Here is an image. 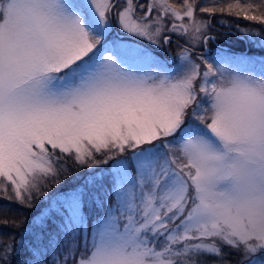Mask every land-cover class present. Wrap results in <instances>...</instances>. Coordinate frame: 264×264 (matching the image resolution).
Wrapping results in <instances>:
<instances>
[{
    "label": "snow or ice",
    "instance_id": "1",
    "mask_svg": "<svg viewBox=\"0 0 264 264\" xmlns=\"http://www.w3.org/2000/svg\"><path fill=\"white\" fill-rule=\"evenodd\" d=\"M197 2L0 0V195L32 209L67 160L93 170L0 242V264H264V36L238 28L259 55L195 57L214 39ZM218 11L264 26V0L199 8ZM113 18L157 48L184 38L181 64L126 47Z\"/></svg>",
    "mask_w": 264,
    "mask_h": 264
},
{
    "label": "rangeland",
    "instance_id": "2",
    "mask_svg": "<svg viewBox=\"0 0 264 264\" xmlns=\"http://www.w3.org/2000/svg\"><path fill=\"white\" fill-rule=\"evenodd\" d=\"M120 2L123 3V0H120ZM139 2L140 3H146V0H139ZM172 2L179 5L180 3H182V0H172ZM231 2H233V0H198L197 5H196V7H197L196 17L198 20H204L206 23H210V28L208 30V34L214 33L212 31L213 26H215V25H224L225 26L226 25L229 28V33L230 34L232 33L233 35L220 34V35H218V38L223 39V40L231 39L232 42L236 43L237 45L243 44V47L241 46V48L247 49L248 50L247 53H249V54H256V55L261 54L262 50L259 47H253L252 44H250L248 42V40L252 39L253 37L248 36V37L238 39V37L241 36V33L238 31V28L250 30L253 32L259 31L260 35L264 36V26H261L260 24L253 22V21H246L243 18H237L235 14L229 15L226 11L223 13L218 11L214 16H211V17H209L207 14L199 12V8L201 6H212L214 4L215 6L226 8L227 4L231 3ZM240 2L241 3H247V2L261 3V0H240ZM138 12H139V10H138ZM256 14H259V12H257ZM239 21H242L243 23L240 24ZM176 23H181V21H176ZM112 24H113V27L118 34L126 35L125 33L121 32L119 30V28L116 27V22H115L114 18L112 20ZM215 34H217V33H215ZM111 35L113 38H118L120 41H122L126 47L141 48L143 50H147V51L154 53L155 56L159 58L161 63L165 64L166 66L169 67L170 70H173V71H175L177 69V67L181 64L180 55L182 53V50L185 47H187V45L185 44L184 38L178 37L175 34H171L172 35L171 43L169 45L164 46L163 48H157L156 46L150 44L148 41L144 40L143 38L136 37V36L126 35L127 37H130L133 40H135L137 43H135L131 40H128L126 38L117 37L114 35V30H113ZM254 39L259 40L260 37H254ZM210 45H212L211 49L216 48L212 43H210V41L206 45H196V47L193 49V51L195 53V57L202 58L203 60H207L209 63H212L216 59L218 52H215L214 50H212L210 52L208 50V52H207L206 47L210 48ZM167 52H169L171 55H173L175 57L174 61L168 62L169 58L167 56ZM197 62H199V61H197ZM128 63L131 66V70H135V71H148L149 70L147 65H145V64L132 62V61H129ZM167 139H168V141H170V146L167 148H161L160 149L161 157H163L165 155H171L173 152L176 151V148L178 146L179 141L177 139H173L171 137H169ZM156 143L159 144V142H156ZM130 155H131L130 152H126L124 156L118 155L114 160H110V162H111V163L109 162L110 165L107 166L106 164H101L98 168L94 169V171L96 173H98L99 175L107 176L109 174V172H115L116 171L118 161L125 160ZM97 159L99 160V159H101V157L97 156ZM69 164H70V170H72L74 172V174H75L74 177H76V178H78L82 175L85 178V176L89 173V171H93V170L87 168V170H86L87 172L86 171L82 172V171H80L81 170L80 167H78L77 165L73 164L72 162ZM47 186H49V185H47ZM9 194H11L10 190H9ZM0 197L3 198L2 195H0ZM54 198L55 197H53L52 199H54ZM46 203H48V201ZM118 203H119L118 201L114 202L113 209H112L113 211H116V207H117ZM5 212H7V205L5 203L0 202V242H6V243L10 242L11 243L12 237H13L10 235L11 230L7 228V224L3 223V221H5V219L3 218L6 215V214H4ZM15 213L16 212H14V214L12 215L11 220L18 222L19 219H16ZM103 213H104V209H94L93 210V218H95L96 215H103ZM11 214H12V212H11ZM15 232H17V231H15ZM89 239H90V237H89ZM224 251L228 252L230 250L225 248ZM209 257L211 259L202 260V261L206 262V264H210L211 261H214L216 259L213 256L212 257L209 256ZM228 259L231 260L233 262V264H235V261L238 260L239 257L237 255L233 254V255L229 256Z\"/></svg>",
    "mask_w": 264,
    "mask_h": 264
},
{
    "label": "trees",
    "instance_id": "3",
    "mask_svg": "<svg viewBox=\"0 0 264 264\" xmlns=\"http://www.w3.org/2000/svg\"><path fill=\"white\" fill-rule=\"evenodd\" d=\"M71 162L72 161L70 159L65 162L69 169H70L69 163H71ZM110 163H108L106 165L108 166V165H110ZM80 169H81L80 171L84 172L87 170V167H80ZM74 175H75L74 172L72 170H70L69 174L61 177V179L64 181L62 185H58V184L53 182V183L49 184V186H46L44 188V191L47 193V198L37 197L36 200L33 201L35 207L32 209H29L25 206H22L19 203H16L12 200H8V199H4V197L3 198L0 197V202L5 203L7 205V212L4 213L6 215L3 218L5 220L9 221V223L7 224V228L11 230L10 235L13 236L12 240L13 239H19L20 234L23 230V225L31 223L32 217L37 212H39L42 207H44L47 204L46 203L47 201L49 202V199H52L53 197H55V195L58 192L63 191L65 189H67L71 186H74L75 184L83 181V179H84L83 175L78 177V178L74 177ZM10 211L12 212V214ZM14 212H16L15 213L16 219H19L18 222L11 220ZM17 225H21V226L18 227ZM14 230L17 232H15ZM4 243H6V242H4ZM207 259H211V258L209 256L202 258V260H207Z\"/></svg>",
    "mask_w": 264,
    "mask_h": 264
},
{
    "label": "flooded vegetation",
    "instance_id": "4",
    "mask_svg": "<svg viewBox=\"0 0 264 264\" xmlns=\"http://www.w3.org/2000/svg\"><path fill=\"white\" fill-rule=\"evenodd\" d=\"M212 28H213L212 31L214 33L208 34V35L211 36V37H214V40L213 39L210 40V43H212L216 48L211 49L212 48V45H210V48H208L209 52L212 51V50H214L215 52H218L220 49H223L226 52L227 51H231V52H237V53L238 52H247L248 51L245 48L244 49L241 48V46L243 47V44L242 45H237L236 43H233L231 39L223 40V39L218 38V35H220V34H223V35H225V34L233 35L232 33L231 34L229 33L228 26H226V25L225 26L224 25H215ZM215 33H217V34H215ZM130 40L133 41V42H135V43H137L132 38ZM168 53L169 52H167V55H168Z\"/></svg>",
    "mask_w": 264,
    "mask_h": 264
}]
</instances>
